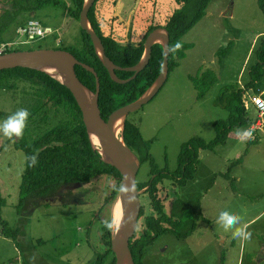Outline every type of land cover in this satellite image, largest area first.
<instances>
[{
	"label": "rangeland",
	"instance_id": "obj_1",
	"mask_svg": "<svg viewBox=\"0 0 264 264\" xmlns=\"http://www.w3.org/2000/svg\"><path fill=\"white\" fill-rule=\"evenodd\" d=\"M97 8L104 32L123 45H134L142 41L151 25L165 27L183 4L178 0H102ZM21 18L37 19L58 30L60 47L77 46L80 25L70 22L64 10L48 7ZM263 36L264 13L258 0H211L206 16L182 37L183 44L191 49L180 66L152 102L128 116L138 124L144 140L152 143L159 168L177 170L181 148L192 138L201 137L207 143L214 140V122L228 116L219 97L230 86L247 88ZM16 38L11 27L5 40L13 42ZM57 47V42L47 38L12 48L11 52ZM208 69L219 80L203 99H198L191 78ZM28 86L20 84L17 91L0 90V112L7 114L0 122L20 108L28 109L31 95L23 90L27 87L31 91ZM247 90L250 95L264 90V74ZM55 123V118L47 124L38 115L28 120L25 141L32 142ZM236 130L226 145L200 153L195 177L185 187L172 191L167 185L171 197L201 210L205 219L188 238L168 235L154 243L145 264H264V136L250 144L241 142ZM19 140L0 133V191L6 202L1 217L17 231V242L0 232V264H96L108 250L100 235L103 221L112 214L114 219L115 214V205L112 212L106 202L111 181L103 176L89 183L67 184L46 198L26 196L23 203L26 155L15 148ZM229 169L232 172L228 176ZM150 170V164L142 166L138 180L147 179ZM224 210L239 215L242 223L249 225L250 240L234 239V229L225 231L217 223ZM184 214L188 217L187 212Z\"/></svg>",
	"mask_w": 264,
	"mask_h": 264
},
{
	"label": "trees",
	"instance_id": "obj_2",
	"mask_svg": "<svg viewBox=\"0 0 264 264\" xmlns=\"http://www.w3.org/2000/svg\"><path fill=\"white\" fill-rule=\"evenodd\" d=\"M70 1L72 6L66 0H9V6L0 11V41H4L5 35L11 27L16 28L29 20L28 18H21L24 14L43 11L48 7L64 10L68 14L70 22L79 23L85 0ZM100 1L102 0H97L95 6L90 10L89 22L102 38L107 55L122 68L138 65L144 57L148 36L162 26L151 25L139 44L123 45L113 35L104 32L97 10ZM178 2L183 4V8L177 11L165 25L171 34V45L177 41L183 44L182 37L206 16L211 0H178ZM258 5L264 13V0H258ZM80 32L77 46L70 48L58 46L51 50L72 53L80 62L96 69L101 79L102 88L100 107L103 118L108 121L115 110L139 100L156 82L162 73L161 66L165 59V49L162 45L155 46L149 66L133 81L122 85L112 80L109 71L97 55L90 36L81 28ZM57 35L55 34L52 38L54 41L58 39ZM190 49L191 46L183 44L180 51L174 55L171 54L170 75L177 70L180 62L186 57V51ZM256 51V63L250 69L252 80L247 88L254 86L256 81L263 78L264 36L261 38ZM75 70L78 78L86 87L92 91L97 90L95 74L81 66H76ZM116 73L118 77L125 80L134 75V73L125 71H117ZM191 80L197 91V98L203 99L217 84L219 78L213 70L208 69L201 75L192 77ZM20 84L29 85L31 90L28 91L27 87H23V90L27 94L30 92L31 95L28 98L29 107L27 110L30 112L28 120H33L38 115L47 124L54 118L56 121L50 128H47L44 134L37 135L35 140L30 143L25 141V134L28 132L25 129L23 137L15 144V148L24 152L26 157L38 153V164L35 167H29L26 159L21 183V194L24 197L21 201L24 203L26 196L46 198L64 185L89 183L104 176L111 181L108 185L109 194L106 202L109 203L113 212L120 194L118 189L122 182L121 174L113 166L105 164L101 155L93 150L83 122L82 112L72 93L58 81L41 71L25 68L0 71V90L7 92L21 90L19 89ZM219 102L228 111V116L224 120L214 122L216 130L214 140L207 143L203 138L196 137L184 144L179 155V166L173 172L167 168L161 169L156 165L152 155V143L144 140L138 124L129 121L128 117L125 121L123 132L125 145L140 158L143 166L151 165L148 178L138 180L139 191H145L141 198H146L149 208L162 215L166 223H171V216L166 212L170 208V202L169 197H164L163 193L169 189L167 186L168 184L171 185L169 182L174 186L185 187L195 177L202 151L213 152L216 148L226 145L230 133L238 128L245 129L253 122V118H248L246 115L241 88L230 86L221 94ZM51 113L54 114L53 117H50ZM6 115L0 112V117ZM241 162L242 160L238 161L236 165ZM230 172L232 169L227 172L228 176ZM228 176L227 178L230 179ZM5 203L0 191V227H2L0 232L2 236L17 242V231L14 228H9L7 221L1 217ZM175 209L177 216L175 228H164L156 219L157 216L147 217V228L144 230V235L139 236L137 232V235L130 241V249L135 264H145L147 247L154 241L152 239L154 232L170 231L176 233L179 238H187L196 230L197 223L205 219L201 210L194 209L190 203L181 199L177 201ZM145 211L146 206H143L141 218ZM184 212L188 213V217L185 216ZM108 221H112L114 225L113 214ZM207 222L210 221L207 220ZM100 235L108 246V250L105 254L100 255L96 264H107L110 256L113 258L109 264H116L112 249L113 229L109 230L103 225ZM104 257L106 260H103Z\"/></svg>",
	"mask_w": 264,
	"mask_h": 264
},
{
	"label": "water",
	"instance_id": "obj_3",
	"mask_svg": "<svg viewBox=\"0 0 264 264\" xmlns=\"http://www.w3.org/2000/svg\"><path fill=\"white\" fill-rule=\"evenodd\" d=\"M96 2L97 0H85L79 18L80 28L90 36L92 45L109 71L112 80L118 84H128L149 66L155 46L162 45L166 49L168 45H171V34L165 27L154 30L147 38L142 61L133 67L122 68L107 55L102 38L89 22V12ZM170 56L171 53L165 55L162 73L149 90L139 100L115 110L108 121L103 118L100 107L102 88L99 74L95 68L80 62L72 53L42 49L11 52L0 56V71L15 68L41 71L65 86L72 93L82 112L83 122L93 150L101 155L105 164L111 165L119 171L122 177L121 184L125 182L126 177L134 182L135 199L129 202L127 197L120 193L115 204L116 206L120 200L123 202L121 223L113 226L112 249L116 264H135L130 249V241L134 238L139 227L143 207L141 195L145 192L138 189V177L143 166L142 162L137 155L127 148L124 142L125 121L131 113L140 111L152 102L164 88L170 77ZM76 66H81L96 75V91H92L80 81L76 74ZM117 71L131 72L134 75L125 80L117 76ZM119 124L120 128L117 131Z\"/></svg>",
	"mask_w": 264,
	"mask_h": 264
},
{
	"label": "clouds",
	"instance_id": "obj_4",
	"mask_svg": "<svg viewBox=\"0 0 264 264\" xmlns=\"http://www.w3.org/2000/svg\"><path fill=\"white\" fill-rule=\"evenodd\" d=\"M37 21H30L29 28L34 29L39 32V29L36 27ZM183 47V44L180 41H177L174 45H168L165 49V55L169 53L175 54L180 51ZM163 70V65L161 66ZM30 116V112L25 108L18 109L15 113L8 116L4 121L0 122V133H3L8 139L13 138H22L25 128L27 127V121ZM236 136L241 142H245L253 138V130L251 128L247 129H237L235 131ZM29 167H35L38 164V153L26 157ZM129 184L131 185L129 187ZM135 184L131 181L130 178H125V182L120 185L118 191L127 197L129 202H132L135 199ZM104 226L109 230L113 229V222L105 220L103 221ZM217 223L221 225L225 231L234 229L233 238L239 239L241 241L250 240L252 233L248 231L249 225L247 223H242V217L231 213L227 210L221 211L217 218Z\"/></svg>",
	"mask_w": 264,
	"mask_h": 264
},
{
	"label": "built area",
	"instance_id": "obj_5",
	"mask_svg": "<svg viewBox=\"0 0 264 264\" xmlns=\"http://www.w3.org/2000/svg\"><path fill=\"white\" fill-rule=\"evenodd\" d=\"M8 3L9 0H0V11ZM30 21H37L36 27L39 29V32L29 28ZM15 33L17 38L13 42L0 41V56L11 53L12 48L32 44V42L46 40L47 38H53L55 34H58V30L50 25L44 24L42 21L31 18L24 24L17 26ZM55 42H57L58 46L60 45L59 38ZM241 89L243 90V103L246 115L248 118H252V115H254L253 122L247 127L253 130V138L249 139V141L254 142L260 136H264V95L261 93L250 95L247 88L243 85ZM252 106L254 107V113Z\"/></svg>",
	"mask_w": 264,
	"mask_h": 264
},
{
	"label": "flooded vegetation",
	"instance_id": "obj_6",
	"mask_svg": "<svg viewBox=\"0 0 264 264\" xmlns=\"http://www.w3.org/2000/svg\"><path fill=\"white\" fill-rule=\"evenodd\" d=\"M172 187V191H174V188H177V186H174L171 182H169ZM169 185V184H168ZM170 189H168L166 192L163 193V196L164 197H169V205H170V208L168 210H166V212H168L171 216V223H166V221H164V218L162 217V215H159L157 211H154L153 209L149 208L148 206V201L146 198H141L142 199V206H146V211L145 213L143 214L142 218H140V221H139V227H138V235L139 236H142L144 235V230L147 228V217L148 216H157V220L158 222L165 228V227H169V228H175L176 227V222H177V216H176V209H175V206H176V203L179 199H176L173 195V197H171V193H170ZM168 194V195H167ZM183 200V199H181ZM184 202H186L185 200H183ZM143 208V207H142ZM200 222V221H199ZM208 223H211V222H208ZM135 235H137V233H135ZM168 235H176V233H172L170 231H166V232H161V230L159 232H154L153 233V236H152V239L154 240L150 245H148V249L156 242L160 241L162 238H164L165 236H168ZM178 237V236H177ZM190 237V236H189ZM179 238V237H178ZM188 238V237H187ZM180 239H185V238H180ZM105 243V242H104ZM107 252V251H106ZM148 252V250H147ZM147 256V254H146ZM111 259H109V261L112 260L113 256H110ZM146 259V257H145Z\"/></svg>",
	"mask_w": 264,
	"mask_h": 264
},
{
	"label": "bare ground",
	"instance_id": "obj_7",
	"mask_svg": "<svg viewBox=\"0 0 264 264\" xmlns=\"http://www.w3.org/2000/svg\"><path fill=\"white\" fill-rule=\"evenodd\" d=\"M120 128V124L117 126V131ZM94 142H95V137H94ZM96 144V143H95ZM115 214H114V224L120 225L122 217H123V202L120 200L117 205L115 206Z\"/></svg>",
	"mask_w": 264,
	"mask_h": 264
},
{
	"label": "crops",
	"instance_id": "obj_8",
	"mask_svg": "<svg viewBox=\"0 0 264 264\" xmlns=\"http://www.w3.org/2000/svg\"><path fill=\"white\" fill-rule=\"evenodd\" d=\"M15 29H16V28H15ZM4 41H8V40H5V39H4ZM257 93H261V94H263V95H264V90H262L261 92H260V91H258ZM253 117H254V115H252V118H253ZM243 129H244V128H243ZM245 129H246V128H245ZM232 135H233V133H230V134H229V137H230V136H232ZM245 142H246V141H245ZM247 142H248V143H250V144H252V143H253V142H251V141H249V140H247ZM256 142H257V141H256Z\"/></svg>",
	"mask_w": 264,
	"mask_h": 264
}]
</instances>
